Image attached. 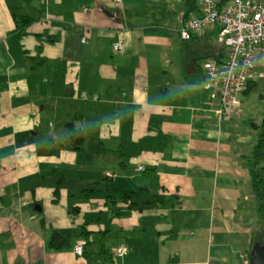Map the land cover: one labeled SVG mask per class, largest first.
<instances>
[{
  "label": "crops",
  "instance_id": "crops-1",
  "mask_svg": "<svg viewBox=\"0 0 264 264\" xmlns=\"http://www.w3.org/2000/svg\"><path fill=\"white\" fill-rule=\"evenodd\" d=\"M186 2L0 0V264H250L259 128L219 118L203 86L219 28L184 40L179 15L202 14ZM16 16L34 21L18 31ZM242 107L261 124L264 108ZM139 165L158 187L130 208L119 195L139 191Z\"/></svg>",
  "mask_w": 264,
  "mask_h": 264
},
{
  "label": "built area",
  "instance_id": "built-area-1",
  "mask_svg": "<svg viewBox=\"0 0 264 264\" xmlns=\"http://www.w3.org/2000/svg\"><path fill=\"white\" fill-rule=\"evenodd\" d=\"M199 4L200 16L185 17L184 12L179 15L180 35L187 40L193 34L218 26V39L226 47V57L222 61L207 59L203 63V86L209 91L210 98L218 101L219 118L231 120L242 113L240 96L252 81L264 76L257 69V53H264V2L229 0L221 4V0H199ZM113 50L124 52V43H113ZM81 97L85 100L99 99L98 95L90 96L86 91ZM144 169L143 165H139L137 170ZM113 176L107 172V177ZM86 243L84 239L76 243L73 250L77 256H83ZM128 251L129 247L122 245L115 250V256H123ZM241 257L249 263V256Z\"/></svg>",
  "mask_w": 264,
  "mask_h": 264
},
{
  "label": "trees",
  "instance_id": "trees-1",
  "mask_svg": "<svg viewBox=\"0 0 264 264\" xmlns=\"http://www.w3.org/2000/svg\"><path fill=\"white\" fill-rule=\"evenodd\" d=\"M228 1L229 0H221V4H226ZM186 3L189 6L190 10H193L194 8L198 6L197 0H187ZM188 16L189 14L185 13V17H188ZM15 19H16L15 24H16L17 30L22 31V32L34 21V19L29 16H16ZM201 34L202 33H196L193 35H201ZM218 34H219V30H217V39H218ZM193 35H191V37L187 39L186 41H190ZM218 43H219V49L217 51V54H210L208 57H212V58H207V59L216 58L217 61H222L226 57V47L220 41ZM41 53H42V49L41 47H39L37 49V56L40 57ZM42 62L43 60L40 59L38 64H42ZM255 84H256V81H252L249 84L248 89L242 95H246L254 87ZM87 93L90 96L98 95V94H92L89 92ZM242 95L240 96V99ZM262 97L264 99V95H262ZM254 126L256 128H259L260 133H259V138L257 142L253 145L252 158L249 162L251 188H252L253 194L255 195L257 199V203H258V207H257L258 221H257L256 233L254 235V239L252 242V247L254 243L256 242L264 243V238L262 237L264 235V164H262V162L264 161V117H263L261 124L259 125L254 124ZM117 153L123 156L124 158L127 157V152L122 149L117 150ZM148 174L149 175L153 174V178H155V169L152 167H147L142 171L141 175L137 177L138 182L140 183V187H141L139 191L136 192V191L125 190L120 193L119 195L120 200L127 203L130 208L137 205L138 202L136 201V197L142 195L143 191L149 190V187H158L157 183H150L148 185H145V183H143V180L146 178H142V176L146 177ZM59 198H60V185L58 184L54 192L53 201L56 203L59 201ZM51 244L54 248H61L63 246L69 245V242L61 238L60 235L53 234ZM79 257H82V256H79Z\"/></svg>",
  "mask_w": 264,
  "mask_h": 264
},
{
  "label": "rangeland",
  "instance_id": "rangeland-1",
  "mask_svg": "<svg viewBox=\"0 0 264 264\" xmlns=\"http://www.w3.org/2000/svg\"><path fill=\"white\" fill-rule=\"evenodd\" d=\"M262 57H264V55ZM260 70L264 72V59L261 62ZM262 94H264V76L259 78L254 87L246 94L245 105L252 115H258L261 111V107L264 108V99L261 97ZM245 105L242 108L245 109ZM239 119L240 123L238 122L239 120H236V123H239V128L242 132L248 133L255 130V126L253 125V123H250L249 119L244 115L239 116ZM258 133L260 132L258 131ZM262 164H264V161L262 162ZM144 196V198H146V195ZM254 202L258 207L257 199L254 200ZM262 237L264 238V235Z\"/></svg>",
  "mask_w": 264,
  "mask_h": 264
},
{
  "label": "water",
  "instance_id": "water-1",
  "mask_svg": "<svg viewBox=\"0 0 264 264\" xmlns=\"http://www.w3.org/2000/svg\"><path fill=\"white\" fill-rule=\"evenodd\" d=\"M250 264H264V243H254L249 253Z\"/></svg>",
  "mask_w": 264,
  "mask_h": 264
}]
</instances>
